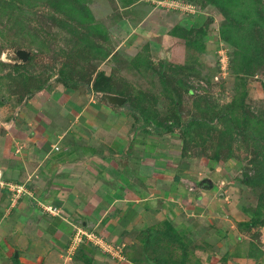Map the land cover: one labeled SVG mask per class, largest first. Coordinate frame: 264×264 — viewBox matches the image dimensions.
<instances>
[{
	"label": "rangeland",
	"instance_id": "rangeland-1",
	"mask_svg": "<svg viewBox=\"0 0 264 264\" xmlns=\"http://www.w3.org/2000/svg\"><path fill=\"white\" fill-rule=\"evenodd\" d=\"M6 1H8L7 9L5 3L3 8H0V141L3 144V147H0V157L5 156L2 151L7 150L5 143L7 129L15 126L16 123L13 121V117H17L16 120L20 122V118L24 116L23 114L30 110L29 106L32 105L33 98L44 108L52 109L55 106L59 109L63 103H66L69 112H74V108L78 104L77 101H79L80 106L84 105L85 99L82 101L76 96L78 92L67 88L66 78L71 77L72 81L77 80L76 87H89L85 81H90V78L92 76L94 78L96 75V71L101 70V66L99 67L100 59L96 58L103 56L104 52L102 50L96 58L91 59L90 54L80 51L81 46L84 45L83 48H87L88 45L81 39V35L75 36L70 33L73 17L67 15V13L70 14L71 10L67 12L60 0ZM155 1L163 2L167 6L166 0ZM184 1L193 4L197 11L194 15H187L183 18H186L185 20L187 18L195 19L198 30L207 26L209 31V34L205 37L206 50L202 53L193 52L183 38L178 41V44H175L173 57L182 61L186 58L188 69H185L183 74L188 73L190 84L193 88L199 89L202 86L201 88L208 90L206 99L209 103L214 104L215 114L224 112L226 109L224 106L231 102L232 105L228 107L227 111L235 117L239 116L240 111L236 109L234 102L244 90L247 93L244 101L245 108L249 115H259L264 112V66L261 70H252V73H248V75L245 71L238 74L234 73L229 56L231 49L219 36L220 27L225 20L223 10L212 0ZM88 2L90 9L96 12L95 17L102 21H105L106 17L103 15L102 18H99L101 13L111 8L116 9V0H92ZM199 15L201 16L200 19H198ZM73 24L75 25L76 22H73ZM100 39L98 38L96 41L97 44L105 45V50L108 49L110 55L114 51V39L113 41L109 39L106 43ZM94 45H96L95 42ZM146 47L145 45L144 49L137 53L141 60H145L144 57L150 53ZM20 50L29 53L27 59L18 55ZM119 55V60H117L119 66H121L120 60L123 61V58L121 53ZM168 55H170L169 51L165 53V57L167 58ZM161 57V55H158L156 58L157 60L163 59ZM129 60L132 61L134 58ZM103 67L106 68L107 72L105 73L109 76L114 71L111 68L112 66L104 64ZM62 68H64V71ZM124 68L125 78L122 76L121 79L124 78L123 80L127 81L130 86H134L136 92L139 87L152 90V93L159 91L161 83H155L152 86L146 71L141 70L135 62L129 63ZM168 68L167 65L165 69L168 71ZM159 70H162V68L152 70L156 77H158ZM93 73L94 75H92ZM197 73H199V76H196ZM112 75L113 78L117 76L116 73ZM208 78L212 79L211 86L207 83L206 79ZM242 78L246 80H242ZM111 81L113 83L118 82L115 79ZM58 93L60 94L57 95ZM197 93L199 92L197 91ZM133 96L136 98L133 108L128 102L126 106L130 108L123 111L132 118H130L131 124L137 127L140 121L143 120L142 116H144L143 114L141 116L142 112L137 110L139 107L137 102H143L144 94L138 92ZM185 96L184 99H189L191 102L196 97V93H187ZM89 97L93 100L91 94H89ZM94 100L99 101L100 98L95 96ZM186 103L189 105L188 102ZM122 119L123 116L117 117L116 114L112 117L114 122ZM144 124L147 126L146 122ZM212 125L213 128L219 126V129H215L219 134L221 132L222 134L225 133L226 126L221 119H215ZM135 127L132 128L135 132L143 133L136 130ZM256 130L260 133L259 128ZM164 132L167 133L166 129H164ZM172 132H174V135ZM181 136L179 130L176 129L171 131L170 134L156 133L155 143L147 137L146 147L150 152L155 151V147H157L156 154L166 152L167 155L173 153L180 154L182 157L186 156V160L182 158L180 162H177L176 169L168 171L170 179L168 181L171 183L166 186L167 190L171 185L177 188L178 185L173 183L175 182L173 179L176 175H179L181 177L179 185L182 184L181 189L184 190L180 189L171 193V188L170 191H165L167 196L162 197V199L166 201L170 208H174L178 212L176 218L181 225L174 222L177 229L180 230L189 225L190 236L193 243H195L192 248L197 247L191 252L192 259H199L201 264H264V224L252 226L249 230L241 226V224L243 225L251 219V215L247 210L255 213L258 205L261 206L264 217V207L261 200L264 187V140L259 138L261 144L258 146L256 142H253V136L250 135L249 131L246 134L233 135L235 139L231 145H225L227 150L223 149L221 151L224 160H218L212 164L213 161L209 159L211 157L205 156L206 151L201 150V145L191 144L184 149ZM2 137L4 138L2 139ZM145 139L140 137L138 142ZM229 148L231 151L228 150ZM229 152L230 155L226 156ZM142 156H144V153ZM22 179L26 178L23 177ZM256 179L259 180L256 181ZM20 184L25 185L26 191L24 194L29 195L31 198L32 193L28 186L25 183ZM157 186L158 189L161 187L160 184ZM5 187L7 188V183L0 173V190ZM162 187L164 188V186ZM0 193L2 194V191ZM197 196H200V198ZM20 201L19 199L16 203L17 206ZM12 202L13 200H11ZM40 208L37 206L36 210L43 211ZM161 222L163 221L158 224ZM141 234L142 232L139 233L140 236L137 240L134 239L132 244L129 236L123 238L126 243L124 247L122 241H107L99 233L98 236L102 237L104 242L101 244L88 242V244L78 246L73 252H83V250L84 252L96 251L109 254H112V252H120L119 254L121 252H140L143 249H140L143 237ZM10 235L13 237H11L12 240L8 241L7 238L9 239ZM15 235V230H7V220L0 223V264H14L13 253L15 255L18 251L20 257V252L26 251L14 241ZM43 238L55 250H58L59 245L55 239L51 236H44ZM22 242L18 243L22 244ZM225 254L228 256L226 262L222 260Z\"/></svg>",
	"mask_w": 264,
	"mask_h": 264
},
{
	"label": "crops",
	"instance_id": "crops-1",
	"mask_svg": "<svg viewBox=\"0 0 264 264\" xmlns=\"http://www.w3.org/2000/svg\"><path fill=\"white\" fill-rule=\"evenodd\" d=\"M103 15L106 20L99 22L107 28L108 39H114V51L99 63V67L107 72L103 65L112 66L118 81L125 76L124 67L136 62L129 59L137 57L145 45L150 51L148 55L154 63L153 68L162 60L175 65L186 62V58L182 61L173 57L175 44L181 38L170 32L175 25L188 23L178 11L156 6L155 0L131 3L116 0V9L101 13L99 18ZM167 51L171 57H165ZM120 53L125 61L120 60L121 66L118 62ZM158 55L163 59L157 60ZM140 69L146 71L152 86L158 83L146 67L140 66ZM68 89L78 92L76 96L82 101L85 99L83 106L77 101L75 113L67 111L66 103L59 109L55 106L44 108L33 98L30 110L23 114L20 122L13 117L16 123L7 129V150L2 151L5 156L0 157V173L6 183H25L32 197L25 195L18 206L12 205L8 186L0 190V223L7 220V230H15L14 241L26 250L20 252V257L16 251L22 264H155L148 252H68L67 248L73 241L75 225L100 233L107 241H122L124 247L123 238L129 236L132 244L139 233L143 235V229L164 222V219L181 225L176 218L178 212L162 197L167 196L165 191L171 188V193L181 189L179 175L173 179L178 187L171 185L166 189L171 183L168 171L176 169L177 162L186 158L166 152L156 154L157 147L150 152L146 147L147 137L155 143L156 133H170L156 129L153 122L145 126L144 120L137 127L132 125L131 117L123 111L130 108L126 101L120 105L103 98L96 101V94L85 86ZM148 91L152 93V90ZM115 114L123 119L112 121ZM129 126L143 133L135 132ZM140 137L146 138L143 144L138 142ZM1 142L0 147H3ZM40 203L59 206L62 216L37 211ZM189 229L188 225L180 230L187 232ZM44 236L55 239L58 250ZM11 237L7 240H12Z\"/></svg>",
	"mask_w": 264,
	"mask_h": 264
},
{
	"label": "trees",
	"instance_id": "trees-1",
	"mask_svg": "<svg viewBox=\"0 0 264 264\" xmlns=\"http://www.w3.org/2000/svg\"><path fill=\"white\" fill-rule=\"evenodd\" d=\"M88 1L92 0H60V3L67 12L73 11H70V14L67 13V15L73 17L70 33L75 36L81 35V39L85 41L82 42L88 45L87 48H83L84 45L81 46L80 51L90 54L92 59L96 58L97 54L104 50L103 56L96 58L100 59V63L109 57V50H105V45L97 44L98 42L96 41L98 38H102L105 43L108 42L109 39L106 36L108 31L105 25L95 17L88 6ZM133 1L125 0L126 3ZM7 2L6 0L0 1V8H3L5 3V8L7 9ZM212 2L223 10L225 16V20L219 30V36L231 49L229 56L232 71L236 74L245 71L246 75H248V73H252V70H261L264 66V0H212ZM155 4L162 8L165 7L158 4L157 1H155ZM171 9L178 11L183 17L194 15L197 11V9H195V12L183 11L180 8ZM200 18L201 16L199 15L198 19ZM185 21H188L187 25L184 26L183 24L185 23L183 22H181L183 24L175 25L170 34L185 39L186 44L193 52H204L206 50L205 37L209 34L207 26L198 30L195 19L187 18ZM73 22H76V24L74 25ZM94 42L96 45H94ZM144 58L145 60H141L139 56L135 57V64L139 67H146V70H149L152 76L156 77L152 70L162 68V70L158 71V77H156L157 82L161 83V90L159 89L158 92L149 95V91L141 87L136 92L135 87L130 86L127 81L123 79L118 81L117 78H113V76H109L101 70L99 72L96 71L94 78L93 76L90 78L92 82L90 80L88 82L85 81V83L89 85L90 91L95 93L96 96L102 93L99 98H103L106 102L107 99L104 96L107 93L127 97L125 103L129 102L132 106L131 108H133V103L136 101L133 95L143 92V102H137L141 109L138 107L137 110L142 112L141 116L142 114L144 115L142 116L144 122H153L157 129H166L168 133L174 129L179 130L180 136L182 135V147L185 149L191 144L201 145V150L206 151L205 156L211 157L209 159L213 161L212 164L215 161L224 160V157L221 156V151L223 149L227 150L226 146L231 145L235 139L233 135H242L249 131L250 135L252 134L253 136V142H256L258 146L261 144L260 139L264 140V112L259 115H249L244 102L247 94L245 90L234 102L236 109L240 111L239 116L235 117L227 111L228 107L232 105L230 104L231 102L224 106V108L226 107L224 112L215 114L214 104L209 103L206 99L208 90L201 88L202 86L199 89L193 88L192 84H190L188 73L186 75L183 74L185 69H188L186 62L175 65L162 60L157 67L155 65L153 68L152 64L154 63L149 58V55ZM167 65L169 67L168 72L163 69ZM62 70L64 71V68ZM196 76H199V73ZM112 79L118 82L113 83ZM206 80L209 85L212 84L211 78ZM242 80L246 79L242 78ZM76 81H72L71 77H69L66 78L65 84L68 86L67 88L70 86L76 87ZM209 85L208 87L211 86ZM187 93H196V97L190 102L189 99H184ZM138 117L140 118L139 115ZM215 119H221L224 122L226 126L224 134L222 132L219 134L215 131V129H219V126L213 128L212 124ZM258 128L260 133L256 130ZM214 135L215 137H213ZM228 150L231 151L230 148ZM229 155L230 152L226 154V156ZM258 180L256 179V181ZM261 200L264 207V187ZM256 209L255 213L247 210L251 215V219L243 224L245 226L241 224L244 229L249 230L252 226L264 224L261 206L258 205ZM142 240L143 250H140V252H148V257L155 264H201L199 259H192L191 252L197 247L192 248L195 243H193L190 232L178 230L171 220H165L162 224L148 226L143 229ZM149 252L153 253L149 254ZM12 258L14 264H21L20 259L16 258L14 253ZM222 260L226 262L228 256L225 254Z\"/></svg>",
	"mask_w": 264,
	"mask_h": 264
},
{
	"label": "built area",
	"instance_id": "built-area-1",
	"mask_svg": "<svg viewBox=\"0 0 264 264\" xmlns=\"http://www.w3.org/2000/svg\"><path fill=\"white\" fill-rule=\"evenodd\" d=\"M167 6L163 2L157 1L158 4L161 6L169 7V8H180L183 11H189V12H195V6L189 3L184 2L183 0H166ZM58 149V147H55ZM7 186L9 187L8 189L11 192V200H13L12 205H15L19 199H21L25 195L26 187L24 184L20 183H13V182H8ZM40 207L43 209V211L47 214L55 215V216H62V211L61 208L57 205L53 204H39ZM75 234L73 241L71 245L68 248V252H73L76 250V248L81 245L84 242H94L96 244H101L104 242V239L102 237H99L98 234L94 231H87L84 228L80 226L75 225Z\"/></svg>",
	"mask_w": 264,
	"mask_h": 264
},
{
	"label": "water",
	"instance_id": "water-1",
	"mask_svg": "<svg viewBox=\"0 0 264 264\" xmlns=\"http://www.w3.org/2000/svg\"><path fill=\"white\" fill-rule=\"evenodd\" d=\"M18 55L24 59L28 58L29 53L25 50H20L18 52ZM105 97L107 98L108 102L111 104H123L126 101V97L118 95V94H111L107 93L105 94ZM15 257L18 258V252L15 253Z\"/></svg>",
	"mask_w": 264,
	"mask_h": 264
},
{
	"label": "clouds",
	"instance_id": "clouds-1",
	"mask_svg": "<svg viewBox=\"0 0 264 264\" xmlns=\"http://www.w3.org/2000/svg\"><path fill=\"white\" fill-rule=\"evenodd\" d=\"M112 94V93H111ZM55 147V146H54ZM56 149V148H55Z\"/></svg>",
	"mask_w": 264,
	"mask_h": 264
}]
</instances>
